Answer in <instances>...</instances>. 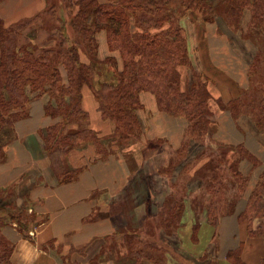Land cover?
Listing matches in <instances>:
<instances>
[{"label": "crops", "instance_id": "1", "mask_svg": "<svg viewBox=\"0 0 264 264\" xmlns=\"http://www.w3.org/2000/svg\"><path fill=\"white\" fill-rule=\"evenodd\" d=\"M46 1L0 0V24L9 27L34 18L46 9ZM219 1L209 0L212 6ZM249 20L250 12L245 10L240 30ZM178 24L190 65L206 78L212 100L226 106L248 92L250 63L234 50L229 32L236 31L221 15L204 22L187 11ZM96 40L98 59L114 58L120 71V54L109 50L106 32H98ZM180 74L187 82L189 71L181 68ZM139 101L140 139L122 146L109 141L112 144L101 146L100 151L92 144L76 147L67 164L82 169L69 182H59L44 152L41 134L55 122L44 113L46 95L32 99L28 115L0 131V193L12 194L17 207L26 204L34 219L28 237L12 225L1 230L13 245L9 264H136L126 231L167 246L154 264H264V239L248 234L242 216L264 170V135L251 118L241 115L234 120L227 109L210 107L211 134L201 145L188 139L183 118L159 110L154 94L141 92ZM82 107L97 138H110L114 124L104 120L87 87L82 89ZM184 144L188 149L182 156ZM239 145L260 161L255 167L245 159L239 162L247 180L242 190L228 171L214 180L206 170L209 158L200 159L204 146L216 152L222 146ZM227 159L231 163L239 155L230 150ZM175 161L179 162L170 170ZM172 209L180 211L179 224L177 229H166L164 220ZM211 209L216 214L210 219ZM148 222L150 231L144 232ZM252 225L255 230L259 220Z\"/></svg>", "mask_w": 264, "mask_h": 264}, {"label": "trees", "instance_id": "2", "mask_svg": "<svg viewBox=\"0 0 264 264\" xmlns=\"http://www.w3.org/2000/svg\"><path fill=\"white\" fill-rule=\"evenodd\" d=\"M61 1L63 12H71L66 21L63 13H58L57 1L47 0L46 9L40 15L9 27L0 24V131L26 117L32 99L46 95L48 102L44 113L55 122L45 129L41 137L44 152L61 183L74 180L82 169L68 166L70 152L80 145L96 147L100 142L90 129L89 115L82 107L84 87L90 89L96 98L104 120L114 124L117 141L125 143L141 135L142 126L137 116V110L141 109L139 94L151 92L159 110L183 118L187 122L188 139L204 145L211 134L212 99L206 78L190 65L186 38L178 24L180 16L187 11L194 12L202 21L211 22L221 15L232 30L238 31L243 13L248 10V29L264 27V0H220L216 6H212L209 0ZM46 15L54 20L50 29L43 28L42 18ZM39 22V27L51 41L48 39L43 46L31 42L19 45V33ZM102 30L106 32L109 50L120 54V71L114 58L98 59L96 34ZM53 31L60 36L50 37ZM15 32H19L17 36ZM252 63L248 72H251ZM181 68L189 71L187 82L182 79ZM253 87L226 106L219 105L227 109L234 120L241 115L248 116L256 130L264 134V89L255 90ZM187 149L184 144L180 150L182 156ZM229 149L238 153L237 161L228 162ZM202 157L209 158L206 170L212 172L214 180L228 171L239 190L247 182L240 172L239 162L245 159L254 167L260 164L241 145L222 146L216 152L204 146L200 159ZM178 162L171 163L170 170ZM5 196L13 195L8 192ZM10 207L11 212L0 207V213L5 215L0 216V264H9L13 249L1 230L12 225L28 237V228L34 222L33 216L27 213L26 204L16 207L13 203ZM179 213V210L172 209L164 220V228L177 229ZM208 213L211 219L216 211L211 209ZM242 216L247 220L248 234L261 235L264 239V170ZM256 219L259 225L254 230L252 222ZM126 239L130 257L136 264L160 262V258L152 254L160 247L149 237L142 238L139 232L126 231Z\"/></svg>", "mask_w": 264, "mask_h": 264}, {"label": "rangeland", "instance_id": "3", "mask_svg": "<svg viewBox=\"0 0 264 264\" xmlns=\"http://www.w3.org/2000/svg\"><path fill=\"white\" fill-rule=\"evenodd\" d=\"M56 1H57V5L59 6L58 7V13H61V14L63 13L62 17H64L63 19L66 21L67 17H69V14H71V12L70 13L68 12L69 14H67V12L64 13L62 8L60 7V5L62 4V1L61 0H56ZM137 1L144 2L146 0H137ZM42 21L44 24L43 28H45V29H50V27H52L54 24V20L47 15L42 18ZM39 25H40V22L35 24V25H32L31 27H28V28L26 27L25 29H23L22 33L21 32L20 33L15 32L16 36H17V33H19V36L17 38V42L19 43V45L22 43H25V42H31V43H34L38 46L45 45L47 40L50 38L48 37L47 33L42 31L43 28L39 27ZM60 25L61 24L59 22L58 27H60ZM244 28H245V26H244ZM240 32H237V31L236 32H229V34H230L229 36L231 37V38H229V41L233 45L234 50L239 53L241 58H243L244 63H252L253 62L251 72H248L249 78L252 81L251 87H252V85H254L253 89H255V90H259V88L264 89V27L255 26V27L249 28V29H248V27H246L244 30H240ZM54 36L58 37V36H60V34L55 33V31H53V34H51L50 37L54 38ZM50 41H51V39H50ZM84 51L86 52L87 49H84ZM256 53H257V58L253 59V57ZM252 59H253V61H252ZM84 61H86L85 58H84ZM251 90H252V88H251ZM254 94H255V92H254ZM218 106L220 107L217 100L213 99L212 101H210L211 109L217 110L219 108ZM141 135H142V133H141ZM262 135H264V134H262ZM140 136L134 137L132 139H140ZM104 139H105V141L100 140L99 144L96 146V151H100L101 146L112 144V142H114V141H115L114 142L115 145H119V146H122L123 144L128 143V142L123 143L122 141H117V137L114 134V130H113V133H112L110 138H108V139L104 138ZM109 141H112V142H109ZM129 141H132V140H129ZM109 149H111V148L109 147ZM103 156H106V155H103ZM20 202L21 201L19 200V203ZM13 203L15 206L17 205L15 197H13V196L7 197V196H5L4 193H0V207L5 209V211H7V210L10 211L11 209H9V208H11L10 206H12ZM2 215H3V213L2 214L0 213V216H2ZM8 215L9 214L7 213L6 216L9 217ZM4 216H2V217H4ZM150 224H151L150 222L147 223V227H145L143 230L144 232L150 231ZM32 226H33V224L30 225L28 229H30ZM146 238H148V237L146 236ZM158 247L161 248V249H159V251L161 250L162 252L153 250V253H152L153 256L159 257L163 252H167V246L166 245L161 244Z\"/></svg>", "mask_w": 264, "mask_h": 264}]
</instances>
